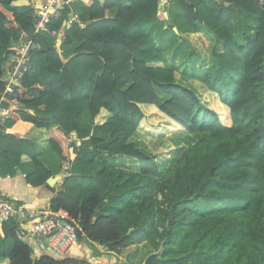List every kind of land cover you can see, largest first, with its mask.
<instances>
[{"label": "trees", "instance_id": "trees-1", "mask_svg": "<svg viewBox=\"0 0 264 264\" xmlns=\"http://www.w3.org/2000/svg\"><path fill=\"white\" fill-rule=\"evenodd\" d=\"M175 1L186 24L193 30L203 24L211 41L199 94L177 81L171 52L163 56L144 31L165 19L160 0L78 2V22L62 30L69 13L62 9L38 33L32 0H0V96L15 48L27 38L29 49L36 46L13 93L1 99V106L15 98L20 107L0 123V177L14 176L30 158L24 178L53 191L47 208L65 212L79 240L110 252L147 242L149 253L161 251L155 264H264V3ZM238 9L257 25L241 40L228 30ZM33 126L48 129L61 170L97 160L100 168L64 176L56 191L46 180L59 169L34 155L40 145L26 136ZM170 135L181 154L160 178L152 150L169 152ZM17 224L14 218L0 224V264H96L51 253L33 259Z\"/></svg>", "mask_w": 264, "mask_h": 264}, {"label": "crops", "instance_id": "crops-1", "mask_svg": "<svg viewBox=\"0 0 264 264\" xmlns=\"http://www.w3.org/2000/svg\"><path fill=\"white\" fill-rule=\"evenodd\" d=\"M264 3V0H260ZM160 9L162 10L164 18L163 20H156L152 24L147 25L144 27L145 33L148 34L152 44L158 47L163 56L167 51H170L172 54L177 50L179 43H181L180 47L178 48L180 51L177 53L178 58L184 57V52L189 53V46L187 44H182L181 38H187L190 42H192L195 46L197 43L202 42L201 51L203 55H209V50L211 47V41L209 37L204 32L203 28L204 25L200 24L198 30L191 29L185 22L184 16L177 5L175 0H162L159 3ZM20 7L17 8L19 10ZM171 26V27H170ZM256 23L253 18L238 14L237 18L233 20L228 25V30L232 33L236 39L241 40L245 34H252L256 28ZM176 29V30H175ZM176 34L177 36H175ZM60 41L57 40V47L60 44ZM172 49V50H171ZM62 54V53H61ZM67 56H70V52L66 51ZM181 56V57H180ZM165 62V61H164ZM16 64V56L11 55L7 62H6V69L5 74L7 75L10 71L13 70ZM165 64H167L165 62ZM173 65V64H172ZM175 69V64L173 65ZM172 66V67H173ZM161 97H164L161 93H159ZM166 99V98H165ZM83 121L89 124V116L87 110L84 111L83 114ZM51 126L55 125V120H51ZM191 135V133L179 135L185 136ZM26 136L35 140L37 144H39V150L34 154L40 160L43 159L47 162V166L54 167L55 169H59L53 176H57L56 182L53 185H49L50 187H54L56 191L61 189V184L64 176L70 175L72 173H80V174H92L95 173L98 168H100L101 161L97 160L96 164H77L75 162H70L67 166H64L61 170V161L58 162L56 158L52 155L49 150L48 146V139H49V131L46 128H36L31 127L29 131L26 133ZM72 140H78L74 136L71 137ZM201 138V135L196 134L193 139L194 142L198 141ZM193 142V143H194ZM192 143V144H193ZM191 144V145H192ZM188 148V147H186ZM71 151V150H70ZM74 158V154L72 153L70 159ZM30 158H25V163H22L17 170V173L14 176L9 177H0V188L5 192V195L13 200L24 204L32 209H43L47 208L48 204L53 196V191L49 188L44 186H29V184L25 180L26 174L30 173L33 168L32 162L28 161ZM111 164V167H114V161L111 158L105 157ZM60 163V164H56ZM3 234L0 232V260L4 258L3 256V244H2ZM22 239V238H21ZM22 241L28 244L33 249L34 258H38L42 253H44V248L48 247V242L44 243V247H42L35 236H28L23 238ZM88 243V242H87ZM90 243V242H89ZM92 245L98 246L95 243H90ZM100 249V254L96 255L95 260L108 259L109 256H116V253L111 254L107 250H104L101 246H98ZM83 245L81 244L77 249H72L65 253H60V256H78L79 250L83 249ZM93 258V257H91Z\"/></svg>", "mask_w": 264, "mask_h": 264}, {"label": "built area", "instance_id": "built-area-1", "mask_svg": "<svg viewBox=\"0 0 264 264\" xmlns=\"http://www.w3.org/2000/svg\"><path fill=\"white\" fill-rule=\"evenodd\" d=\"M78 2L84 1L32 0L33 12L36 17L33 32H45L51 19L58 17L62 9L69 10L67 17L63 21L62 30L69 28L73 22L79 21V14L73 9V5ZM30 45L31 41L27 38V40L15 48L17 52L16 66L13 71L2 77L5 87L0 96V123L4 122L10 116V111L13 108L18 109L20 107L15 98H11L9 107L1 106V99L4 95H11L13 93L14 85H17L18 78L24 70V65L22 70H19V67L23 59L26 58V53ZM12 218L17 220V234L20 238L49 235L47 240L48 245L58 254L77 249L80 246L76 225L65 212H52L48 208L40 210L29 208L7 197L5 192L0 188V224ZM86 259L93 260V263L96 264H111V256L105 261L95 260L96 258H91L90 256Z\"/></svg>", "mask_w": 264, "mask_h": 264}, {"label": "rangeland", "instance_id": "rangeland-1", "mask_svg": "<svg viewBox=\"0 0 264 264\" xmlns=\"http://www.w3.org/2000/svg\"><path fill=\"white\" fill-rule=\"evenodd\" d=\"M238 14L244 15L240 9H238ZM181 41H182V44H188L187 42L185 43L184 40H181ZM188 45H189L190 50H189V53L184 52V57L182 56V58H177V57L175 58L173 57L172 53L170 54V57H169V59L171 60L170 64H173V65L175 64L174 71H175L177 81L179 83L185 84L186 86L190 88H193V90L196 93H198L199 86L205 89L204 88L205 85L201 79L203 78L202 71H203V68L208 63L209 55L202 54V51H201L202 42L197 43L196 46L192 42H190V44ZM178 52H179V49H178ZM195 53H198L199 56L197 57V60L195 62H192V60L189 59V55L195 54ZM163 98H167V97L164 96ZM148 125H149L148 122H146L142 126L145 130H147L146 127H148ZM139 135H140L139 138H142L141 136H143V140L145 142H150L148 141L147 136L145 137V135H142L141 133H139ZM178 137L180 136L177 135L176 138ZM173 139L174 138H172L170 135V138L166 142V144L169 145L168 147L172 148L170 149L169 152L158 153L152 150L153 151L152 153L156 156V160H158L160 164V172H159L160 178L166 175V173L172 168L174 163L180 157L181 150L179 148L175 150L173 149L174 147V145L172 144ZM79 242H80V245L82 244L84 247L83 249L79 250V255L82 254L80 258L86 259L88 258V256L96 258L97 257L96 255L100 254L99 247L98 246L96 247L95 245H92L89 242L87 243L86 239L79 240ZM150 251H152V249L150 248L147 242L139 243L136 246H130L126 249L120 250L119 253H116L115 257L112 256V258L110 259V263L111 264H142L143 260L145 259V257L148 255ZM32 258H34L33 253H32ZM87 260L88 262H93V260H90V259H87ZM105 260H106L105 258L102 259V261H105Z\"/></svg>", "mask_w": 264, "mask_h": 264}, {"label": "water", "instance_id": "water-1", "mask_svg": "<svg viewBox=\"0 0 264 264\" xmlns=\"http://www.w3.org/2000/svg\"><path fill=\"white\" fill-rule=\"evenodd\" d=\"M85 1V0H83ZM160 9V5L158 6ZM164 13V12H163ZM176 30V29H175ZM35 45H32L30 49L35 48ZM29 49V50H30ZM28 50V51H29ZM26 63V58L23 59L21 66L19 67V70H22L23 65ZM57 176H51L46 180V183L48 185H53L54 182H56ZM38 240V243L44 247V243L47 242L49 235H39V236H35ZM44 253L48 254H54L55 256H58L59 254L57 252H55L53 249H51L49 246L44 248ZM161 255V251H156V252H152L149 253L145 259L143 260L142 264H155V262L160 258Z\"/></svg>", "mask_w": 264, "mask_h": 264}, {"label": "clouds", "instance_id": "clouds-1", "mask_svg": "<svg viewBox=\"0 0 264 264\" xmlns=\"http://www.w3.org/2000/svg\"><path fill=\"white\" fill-rule=\"evenodd\" d=\"M108 252L111 253V254H113V253L115 254V252H110V251H108ZM111 258H112V256H111ZM106 259H107V258H106ZM107 260H108V259H107Z\"/></svg>", "mask_w": 264, "mask_h": 264}]
</instances>
